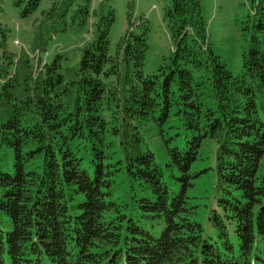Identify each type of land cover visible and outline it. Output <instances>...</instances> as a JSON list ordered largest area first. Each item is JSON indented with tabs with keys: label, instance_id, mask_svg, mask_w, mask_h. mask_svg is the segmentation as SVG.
Returning a JSON list of instances; mask_svg holds the SVG:
<instances>
[{
	"label": "trees",
	"instance_id": "trees-1",
	"mask_svg": "<svg viewBox=\"0 0 264 264\" xmlns=\"http://www.w3.org/2000/svg\"><path fill=\"white\" fill-rule=\"evenodd\" d=\"M72 2L54 1L64 24L18 51L0 22V264H264V0H249L260 35L238 75L212 48L201 0H171L174 50L156 74L144 72L146 21L110 53V5L75 65L48 61ZM150 123L182 143L168 147L172 185ZM202 175L216 238L197 220L208 196L191 194Z\"/></svg>",
	"mask_w": 264,
	"mask_h": 264
},
{
	"label": "rangeland",
	"instance_id": "rangeland-1",
	"mask_svg": "<svg viewBox=\"0 0 264 264\" xmlns=\"http://www.w3.org/2000/svg\"><path fill=\"white\" fill-rule=\"evenodd\" d=\"M54 1L56 0H41L34 13L24 16L23 11L27 0H0V22L6 28L7 42L13 51H18L21 47L28 48L29 41L33 39L37 31L42 29L43 25L54 29L64 24V20L59 19L62 9L51 11ZM201 2L209 41L214 52L223 59L234 75L240 74L243 69L244 54L251 47L252 36L254 33L260 35L252 24L253 7L249 0H201ZM170 4L171 0H73L68 8L69 12L66 13L69 22L64 31H58L48 42L46 59L52 61L58 54H66L63 59L64 65H75L82 48L92 40L93 22L98 18L96 11H101V7L107 9L110 5L115 12V21L109 34L110 53H117V46L130 27L140 31L143 21H146L148 52L145 56L144 72L147 75L156 74L174 50L172 36L166 23V12ZM85 5L89 6L91 16L83 21L81 10H84L82 7ZM145 134L148 148L153 151L156 161L166 172L165 181L172 185L175 180L169 177L166 165L169 160L168 147L181 146L182 143H173L167 131H159L152 123L148 125ZM206 143L213 142L204 141V147L201 150L202 158L195 163L194 170L203 169L210 161L203 160L209 155L210 146L205 147ZM260 175L264 179V157ZM204 177L205 175H202L196 180V188L192 189L191 194L199 198L208 196L207 199L198 201L202 208L197 220L203 224L207 234L216 238L217 230L212 227L208 218L212 190L209 183H203ZM257 245L263 248L264 240L258 238Z\"/></svg>",
	"mask_w": 264,
	"mask_h": 264
}]
</instances>
